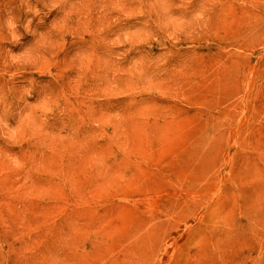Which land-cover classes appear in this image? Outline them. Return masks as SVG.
<instances>
[{
  "label": "rangeland",
  "instance_id": "rangeland-1",
  "mask_svg": "<svg viewBox=\"0 0 264 264\" xmlns=\"http://www.w3.org/2000/svg\"><path fill=\"white\" fill-rule=\"evenodd\" d=\"M0 264H264V0H0Z\"/></svg>",
  "mask_w": 264,
  "mask_h": 264
},
{
  "label": "clouds",
  "instance_id": "clouds-1",
  "mask_svg": "<svg viewBox=\"0 0 264 264\" xmlns=\"http://www.w3.org/2000/svg\"><path fill=\"white\" fill-rule=\"evenodd\" d=\"M34 16H40V12L39 9H37L35 12L32 13ZM5 26L10 30V32L12 33L11 37H10V44H17L19 43V41L21 40V35L18 33V28L19 25L16 22L15 17L13 16H9L6 20H5ZM32 21L28 20L27 23L24 25L25 31L28 32L31 30L30 26H31ZM8 51H10L12 53L13 56L19 57L22 55V51L19 53H13L11 51V49H7Z\"/></svg>",
  "mask_w": 264,
  "mask_h": 264
}]
</instances>
